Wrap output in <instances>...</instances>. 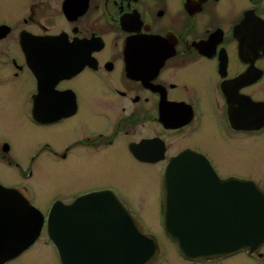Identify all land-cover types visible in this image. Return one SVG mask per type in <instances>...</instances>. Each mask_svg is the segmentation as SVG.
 Masks as SVG:
<instances>
[{
    "label": "flooded vegetation",
    "instance_id": "af4514ba",
    "mask_svg": "<svg viewBox=\"0 0 264 264\" xmlns=\"http://www.w3.org/2000/svg\"><path fill=\"white\" fill-rule=\"evenodd\" d=\"M195 161L219 192L234 178L264 193V0H0V187L44 216L102 196L71 207V264H83L84 240L121 237L117 220L80 214L118 201L157 240L151 264H264V242L189 258L166 236L164 170ZM176 176L189 194L209 190L193 184L200 174ZM137 179L159 180L154 224ZM0 264H61L46 221Z\"/></svg>",
    "mask_w": 264,
    "mask_h": 264
},
{
    "label": "water",
    "instance_id": "95a60500",
    "mask_svg": "<svg viewBox=\"0 0 264 264\" xmlns=\"http://www.w3.org/2000/svg\"><path fill=\"white\" fill-rule=\"evenodd\" d=\"M194 157L181 155V159ZM183 171L200 174L199 178L193 179V184L195 181L208 182L209 190L189 194V185H183L182 179L176 176ZM217 180L207 162H173L164 170L161 219L166 236L185 257L203 258L242 249L252 250L264 242L262 190L251 180L233 178L218 185L222 188L219 192L213 185ZM2 189L4 208L0 210V262L27 248L39 235L45 220L43 213L25 198H15L10 189ZM187 196L192 198L183 201ZM101 198L99 196L98 201H93L94 196H84L47 213V235L57 248L61 264H71L66 237L72 205L104 203ZM118 205L117 211L80 213L84 218L96 215L97 219L117 220L121 229V237L115 244L99 239L84 240L83 264H151L155 260L158 254L155 237L144 233L133 215L119 201Z\"/></svg>",
    "mask_w": 264,
    "mask_h": 264
},
{
    "label": "rangeland",
    "instance_id": "374dc122",
    "mask_svg": "<svg viewBox=\"0 0 264 264\" xmlns=\"http://www.w3.org/2000/svg\"><path fill=\"white\" fill-rule=\"evenodd\" d=\"M137 194H143V197H137L136 201L144 205V208L139 211L142 219L150 220L149 224H154L159 220L158 211L153 208L152 197L149 194L158 192L159 180L153 179H137Z\"/></svg>",
    "mask_w": 264,
    "mask_h": 264
}]
</instances>
